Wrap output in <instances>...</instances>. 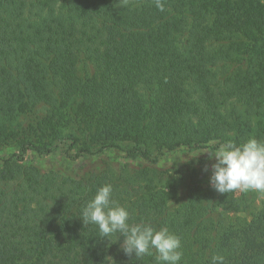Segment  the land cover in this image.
<instances>
[{"label":"trees","instance_id":"16d2710c","mask_svg":"<svg viewBox=\"0 0 264 264\" xmlns=\"http://www.w3.org/2000/svg\"><path fill=\"white\" fill-rule=\"evenodd\" d=\"M28 1L0 0V133L12 142L0 166L37 170L27 165L30 155L60 152L71 168L56 195L46 186L0 189V264H264V209L230 217L220 207L237 212L243 203L229 188L201 195L187 188L170 205L153 180L167 154L223 148L243 157L248 174L264 176V154L229 137L234 128L219 113L216 85H204L209 70L234 61L235 47L257 66L238 85L239 102L264 99V54L254 55L249 35L264 28V6L60 0L55 13L31 23ZM90 54L95 77H77ZM196 86L205 93L199 100L189 96ZM42 103L53 105L55 120L10 129ZM202 119L224 135L197 137ZM110 154L120 159L118 173ZM95 158L105 167H75Z\"/></svg>","mask_w":264,"mask_h":264},{"label":"rangeland","instance_id":"374dc122","mask_svg":"<svg viewBox=\"0 0 264 264\" xmlns=\"http://www.w3.org/2000/svg\"><path fill=\"white\" fill-rule=\"evenodd\" d=\"M256 1L264 6V0ZM60 3V0H29L26 12L30 11V5L34 8L31 14L27 12V20L29 19L31 23L38 22L41 16L48 15L51 12L50 10L55 13V9ZM37 10L38 12H35ZM258 27H255L257 29H252L249 35L252 40H255V45L250 44V49H254V55L259 59V56L264 54V39L262 38L263 35L260 36L262 33L264 34V28ZM256 33H261L259 39ZM229 53L233 55L234 61L225 63L223 68L209 70L208 81L205 82L206 84L201 82L200 85H216V89L213 92L217 100L223 105L219 113L224 116L222 120L232 125L231 129L234 128L233 132H229V137L231 139H239L244 144L250 145L252 149H256L264 154V99L244 103H240L238 100L240 99L238 98L240 91L238 85L245 82V77H250V75L246 76V73L249 70L250 73H253L257 67L256 61L254 65L251 62L249 63L243 54L235 53V47ZM89 57V61H85L84 58V61L78 63L77 77H95L98 71V63L93 59L95 57L93 54H90ZM234 87L238 88L233 90ZM200 92V86H196L193 91L189 90V96L194 100H199L202 98V95H205L204 92ZM44 104L40 106L38 111H35L37 114L17 115L13 119L10 129L24 128L32 121L37 122V120L41 121L45 118L46 120H49V118L55 120V112L52 113L51 110L53 109V105ZM202 109H205L203 104ZM227 117L229 120H227ZM218 124L222 126L221 123ZM2 128L5 129L4 127ZM32 128L30 127L27 130ZM194 128L197 131L196 136H201L205 139H219L221 135H224V129L221 128L215 131L216 128L213 125H208L203 119L195 121ZM8 141L9 138L2 130V133H0V149L3 147L4 149L0 150V155L8 152L9 149H6L5 146L12 143ZM105 159L111 162L116 161L115 169L118 173L122 166L119 161L120 159L118 160L113 154L106 155ZM242 160L243 157L241 155L233 154L226 148L220 151H212L211 149L196 152L177 151L163 157L159 167L164 169L165 172L153 176V180L158 189L164 190L167 193L170 205H173L178 197L186 193L187 188L195 190L197 195L229 188L234 192L237 199L242 200V208L240 211L233 212L227 210L226 206H221V211L230 217L236 216L251 219L253 215L264 209V176H251L248 174L240 164ZM83 164H86L88 169L105 167L101 158L88 159L86 161L79 160L75 163V167L77 168V166ZM27 165L35 166L37 170L25 169L26 167L20 168L18 166L9 168L0 166V178L4 176L8 178L7 181L0 180V189L5 186L12 187L16 184H21L22 189L35 188V190L41 193V188L46 186L49 187L48 193L50 196L52 194L56 195L58 189L65 187L67 183L63 174L69 172L71 168V164L65 160L63 154L60 152L50 157L30 155ZM59 165L66 168V171L60 170ZM46 205L50 207L49 204Z\"/></svg>","mask_w":264,"mask_h":264}]
</instances>
